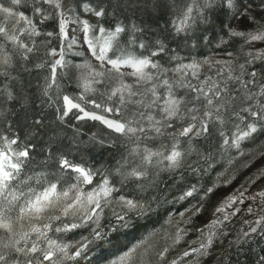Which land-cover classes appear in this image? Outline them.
I'll use <instances>...</instances> for the list:
<instances>
[{
  "label": "snow or ice",
  "instance_id": "obj_1",
  "mask_svg": "<svg viewBox=\"0 0 264 264\" xmlns=\"http://www.w3.org/2000/svg\"><path fill=\"white\" fill-rule=\"evenodd\" d=\"M225 7L235 23L227 25L220 44L228 43L225 36L242 38L249 46L246 51L241 47L243 62L231 52L225 59H187L179 45L170 47L168 35L148 39L144 26L119 18L127 10L155 15L157 24L172 16L169 35L183 34L188 42L199 23H209L210 14L215 17ZM110 18L113 22L105 25ZM76 45L81 50L73 52ZM68 53L82 62L66 59ZM32 67L48 70L40 95L55 116L46 124L41 109L40 118L32 117L34 128H26L21 140L15 131L18 121L9 117L22 116L27 122L32 115L35 101L19 77ZM64 77L75 80L79 91L74 95L65 94ZM66 118L98 124L107 135L94 133L87 143L73 138L71 145L80 156L76 160L56 127L68 125ZM36 130H48L39 153L33 143ZM213 134L222 139V148L240 155L246 141L264 135V10L254 12L251 0H0V264H71L93 245L112 243L121 229L134 227V215L151 210L147 202L120 195L115 178L144 190L160 173L185 166L196 150L194 139ZM81 144L85 150L114 148L119 159L114 167H97ZM212 192L209 187L205 195ZM257 198L264 213V191L251 197L253 202ZM236 200L229 197L227 206ZM106 209L114 219H105ZM247 210L253 213V208ZM222 222L213 221V227ZM253 223L251 232L264 233V214ZM81 229L89 234L65 240ZM183 232L177 230L172 245L160 250L143 237L108 264H163ZM212 243L210 235L170 264L193 253L206 255Z\"/></svg>",
  "mask_w": 264,
  "mask_h": 264
},
{
  "label": "trees",
  "instance_id": "obj_2",
  "mask_svg": "<svg viewBox=\"0 0 264 264\" xmlns=\"http://www.w3.org/2000/svg\"><path fill=\"white\" fill-rule=\"evenodd\" d=\"M251 3L256 7L264 6L261 4V0H251ZM119 18L124 20L125 23L131 20L144 26L148 29L146 33L148 39H153L154 34L168 35L170 47L175 49L179 45L178 50L181 56L187 59H200L210 53L219 52H231L237 55L240 54L239 48L243 44L242 38L227 36H225V39L228 40V43L220 44V37L224 36L227 32V25L231 19V10L227 7L215 17L210 14L209 23H199L193 33V40L188 42L182 39L183 34L174 38L173 35H169L172 31V26L169 23L173 19L172 16L159 20L157 24L155 15L140 11L134 13L131 10H127L124 13H120ZM112 22L113 20L110 18L105 20L104 24L109 25ZM222 24L224 27H222ZM162 29H167V31L162 33ZM47 30H51V28L49 27ZM193 42H195L196 47H192ZM187 59L185 62H187ZM58 71L61 70L58 69ZM47 74V69L41 70L34 67L29 72H19L20 83L35 101V104L31 106L33 109L32 115L27 122L23 120L22 116L9 117L10 121H18L15 131L19 134L21 140L25 137L26 128H34L32 117L40 118L39 112L41 109H43L45 114L46 124H49L54 119L55 109L48 108L46 106V98L40 95V85L43 84V77ZM60 83L65 94L74 95L79 91L75 80L70 83L67 77H64L60 80ZM42 100L45 101L44 104L41 103ZM17 111H20L18 105ZM56 127L62 131V143L65 146L71 147V155L76 160H79L80 156L75 152V146L71 145L73 138L87 143L94 133L97 136L107 135L106 129L98 124L94 126L92 122L84 123L74 119H68V125L60 126L57 124ZM77 128H79L78 133L76 131ZM36 131H38V135L33 140V143L36 144L35 151L39 153L41 146L48 139V135L46 134L48 130ZM263 139L264 135H261L254 142L246 141L242 145V148L257 145ZM221 142L222 139L218 134H213L211 137L194 139L192 145L196 150L186 157L185 166L173 173H160V176L155 179L154 185L146 182L144 190L137 187L135 182L121 185L119 177H116V187L121 189L120 195L147 202L151 205V210L144 215H134L132 219L134 227L121 229L118 234H115V239L112 243H105L102 246L93 245L87 253L77 258V261L71 262V264H108L111 258L125 250L126 247L138 242L143 237H148L152 232L163 229L172 216L176 215L187 205L195 202L209 187L214 185L219 171L227 165L230 158L237 155L236 149L225 150L221 147ZM80 147L85 151L86 158L97 167L101 165L114 167L115 161L119 159V154L114 148L91 146L85 150L84 144H81ZM183 147L187 148L189 145L185 144ZM39 159H41V155L38 154L37 160ZM188 191H193V195L181 199ZM116 210L120 211V208L117 207ZM105 212V219H114L108 209ZM104 222V220L101 221L102 224ZM250 229L245 231L249 235L245 236L243 234L238 236L224 246L212 264H264V233L260 229H257V232L253 233ZM105 230L107 231L108 229L106 228ZM81 234L87 236L89 233L84 229L77 230L75 233H69L65 237V240H79Z\"/></svg>",
  "mask_w": 264,
  "mask_h": 264
},
{
  "label": "rangeland",
  "instance_id": "obj_3",
  "mask_svg": "<svg viewBox=\"0 0 264 264\" xmlns=\"http://www.w3.org/2000/svg\"><path fill=\"white\" fill-rule=\"evenodd\" d=\"M264 10V6H253L254 12ZM234 24L232 18L229 24ZM228 24V25H229ZM242 25L237 30L242 29ZM244 50H248L249 46L242 44ZM241 46V47H242ZM259 45H254L258 47ZM80 46L73 47V52L79 51ZM240 54H234V57L240 58L243 62V54L239 48ZM229 52L210 53L202 58L210 57L213 59H225ZM66 59L73 63L82 62L81 57H73L71 53L66 54ZM264 139L257 145L249 148L243 147L244 155H237L230 158L224 168L219 171L213 188V192L205 195L203 193L195 202L181 209L176 215L172 216L166 226L157 232H152L149 236V242L155 246L157 250L172 245V237L177 230H184L181 242L170 249L167 259L163 264H170L172 259L182 257L184 251L193 248H199L200 243H206L209 236L213 241L212 245L207 249L206 255L193 253L189 257H184L180 264H212L221 250L231 240L241 236L251 227H255L253 223L259 215L261 204L259 198L255 202L251 197L260 191H264V176L261 175V169H264ZM243 193V196L240 194ZM229 197H236L237 200L227 206ZM224 207L223 212H218L217 208ZM253 208V213L248 212V208ZM228 216L225 220L224 217ZM223 221L213 227V221ZM202 230V231H201ZM194 242V243H193Z\"/></svg>",
  "mask_w": 264,
  "mask_h": 264
}]
</instances>
